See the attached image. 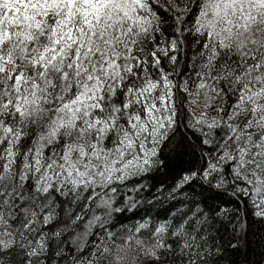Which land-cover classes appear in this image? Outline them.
<instances>
[{
    "label": "snow or ice",
    "instance_id": "1",
    "mask_svg": "<svg viewBox=\"0 0 264 264\" xmlns=\"http://www.w3.org/2000/svg\"><path fill=\"white\" fill-rule=\"evenodd\" d=\"M0 264H264V0H0Z\"/></svg>",
    "mask_w": 264,
    "mask_h": 264
}]
</instances>
